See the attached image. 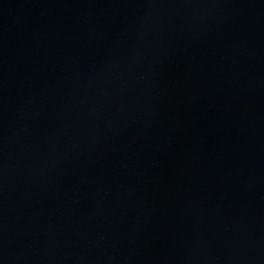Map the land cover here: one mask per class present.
I'll use <instances>...</instances> for the list:
<instances>
[{"label": "water", "instance_id": "water-1", "mask_svg": "<svg viewBox=\"0 0 264 264\" xmlns=\"http://www.w3.org/2000/svg\"><path fill=\"white\" fill-rule=\"evenodd\" d=\"M0 264H264V71L1 197Z\"/></svg>", "mask_w": 264, "mask_h": 264}]
</instances>
